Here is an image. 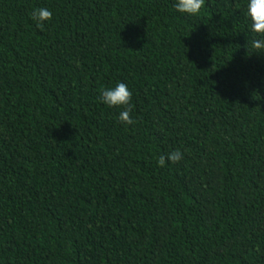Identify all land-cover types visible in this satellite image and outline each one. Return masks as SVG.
<instances>
[{
    "label": "trees",
    "instance_id": "trees-1",
    "mask_svg": "<svg viewBox=\"0 0 264 264\" xmlns=\"http://www.w3.org/2000/svg\"><path fill=\"white\" fill-rule=\"evenodd\" d=\"M173 4L0 0V264H264L245 0L193 18ZM118 82L133 125L99 101Z\"/></svg>",
    "mask_w": 264,
    "mask_h": 264
},
{
    "label": "clouds",
    "instance_id": "clouds-1",
    "mask_svg": "<svg viewBox=\"0 0 264 264\" xmlns=\"http://www.w3.org/2000/svg\"><path fill=\"white\" fill-rule=\"evenodd\" d=\"M176 13L181 16L193 18L203 14L206 7V0H174L173 4ZM247 30L250 36L248 43L254 49L253 54L264 55V0H245L244 12ZM52 11L47 7L35 8L31 18L38 28L51 21ZM132 91L128 85L118 82L112 87H105L101 90L99 101L108 108H116L119 111L117 120L123 125H133L135 120L131 117ZM183 159V153L174 150L167 154V158L160 156L158 164L163 167L166 163H176Z\"/></svg>",
    "mask_w": 264,
    "mask_h": 264
}]
</instances>
